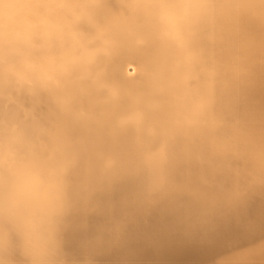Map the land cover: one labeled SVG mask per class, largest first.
I'll list each match as a JSON object with an SVG mask.
<instances>
[{
  "label": "bare ground",
  "instance_id": "obj_1",
  "mask_svg": "<svg viewBox=\"0 0 264 264\" xmlns=\"http://www.w3.org/2000/svg\"><path fill=\"white\" fill-rule=\"evenodd\" d=\"M0 264H264V0H0Z\"/></svg>",
  "mask_w": 264,
  "mask_h": 264
},
{
  "label": "rangeland",
  "instance_id": "obj_2",
  "mask_svg": "<svg viewBox=\"0 0 264 264\" xmlns=\"http://www.w3.org/2000/svg\"><path fill=\"white\" fill-rule=\"evenodd\" d=\"M118 66L121 76L125 80H128V79H134L137 76H139L142 64L140 61L132 60L127 57L126 58L124 57L122 58Z\"/></svg>",
  "mask_w": 264,
  "mask_h": 264
}]
</instances>
